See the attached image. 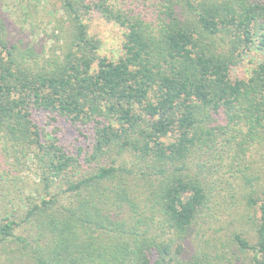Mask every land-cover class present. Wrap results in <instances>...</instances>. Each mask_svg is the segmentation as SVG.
<instances>
[{"label": "trees", "instance_id": "obj_1", "mask_svg": "<svg viewBox=\"0 0 264 264\" xmlns=\"http://www.w3.org/2000/svg\"><path fill=\"white\" fill-rule=\"evenodd\" d=\"M55 4L50 45L0 15V257L264 264V62L235 74L264 49V0ZM94 16L126 29L118 59Z\"/></svg>", "mask_w": 264, "mask_h": 264}, {"label": "rangeland", "instance_id": "obj_2", "mask_svg": "<svg viewBox=\"0 0 264 264\" xmlns=\"http://www.w3.org/2000/svg\"><path fill=\"white\" fill-rule=\"evenodd\" d=\"M57 0H0V15L3 16L8 22V28L12 33L18 34V36L25 37L26 40L40 45L41 42L52 43V40L46 38L47 31H51L54 23H51L56 16L55 4ZM90 30L91 33L98 35L102 38L103 44L100 50L101 55H105L112 60H116L124 54V42L126 29L120 25L107 21L101 16H94L91 20ZM259 62H264V49L256 50L255 53H249L244 55L242 63L235 68V74L239 76H247L250 71ZM65 124V123H64ZM62 127L59 122L55 123ZM57 130V128H56ZM58 136L62 137L63 143L70 145L72 142H76L74 139L72 128L66 127L65 131L57 130ZM24 170L15 172L18 175V179L23 180L28 185L29 191L35 189L37 182L39 181V171L33 160H28L25 165L22 166ZM228 210H224L222 222H218L216 227L221 226L222 223L227 228H233L231 226L232 216ZM8 255L0 257V264H28L25 259H15L13 262L4 260ZM12 258L13 256L10 255ZM222 264H246L245 259L235 258L234 261H223Z\"/></svg>", "mask_w": 264, "mask_h": 264}]
</instances>
